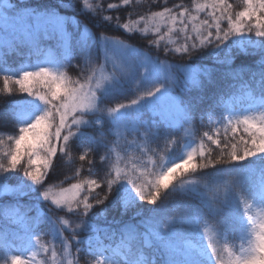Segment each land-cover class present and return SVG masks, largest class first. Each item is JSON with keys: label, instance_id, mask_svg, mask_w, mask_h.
Wrapping results in <instances>:
<instances>
[{"label": "snow or ice", "instance_id": "snow-or-ice-1", "mask_svg": "<svg viewBox=\"0 0 264 264\" xmlns=\"http://www.w3.org/2000/svg\"><path fill=\"white\" fill-rule=\"evenodd\" d=\"M127 8L134 9L135 0L106 7L57 0V7L44 9L0 0V23L13 29L15 54L30 58L43 41L55 39L82 61L72 65L69 56L54 67L3 75V91L21 97L6 109L12 120L0 119V130L15 133L0 147V193L10 197L0 215L24 229L23 237L4 233L5 264H33L37 255L43 256L39 264H78L80 253L94 264H264V0H191V6L149 8L123 24L103 15ZM80 15L115 20L129 38L151 35L148 46L159 50L163 42L165 56L210 48L215 63L240 83L248 107L237 113L233 101L218 97L201 109L214 68L181 65L186 80L178 93L171 64L121 39L84 35ZM173 34L184 42L170 47ZM237 56L258 57L250 70L258 96L243 82L244 69H232ZM66 66L80 68L77 78L61 70ZM192 90L201 95H185ZM129 93L135 98L109 106ZM216 113L220 118L213 120ZM198 114L200 127L212 130L197 139ZM185 125L194 130L181 134ZM5 143L0 137V146ZM74 147L82 148L74 177L89 175L56 189L49 183L56 161L75 160ZM42 202L51 207L41 208ZM117 208L139 219L107 229L94 223ZM192 236L202 242L192 244Z\"/></svg>", "mask_w": 264, "mask_h": 264}, {"label": "trees", "instance_id": "trees-1", "mask_svg": "<svg viewBox=\"0 0 264 264\" xmlns=\"http://www.w3.org/2000/svg\"><path fill=\"white\" fill-rule=\"evenodd\" d=\"M82 3V0H80ZM119 0H89V3L95 6L97 3H103L105 7L108 3H118ZM185 3L188 6H191V0H167V3L165 4V0H135V8H127V9H121L119 11H109L105 12L103 15L107 16H113V17H119L120 23L123 24L124 22H127L129 18L136 19L139 14H144L151 8L152 11H158L160 9V6H167L171 7L173 4L177 3ZM230 2H235V0H230ZM20 3L30 5L35 8L44 9V8H55L57 7V0H20ZM72 3H77V0H72ZM242 7V5H241ZM236 10H240L237 8ZM61 12H65L64 9H61ZM133 13L131 17H129V13ZM203 18V17H202ZM78 19L82 22V25L84 26L82 28V32L84 29H87L86 32H84V35H91V34H106L111 37L119 38L123 40L125 43L130 44L132 46L137 47L138 49H142L145 51L148 55L152 57L159 56L161 60L166 61V63H169L172 65V74L174 76H180L182 77V71L180 70V66L184 64H190L191 67H194L192 69H195L196 67L201 70L203 68H214L215 71L212 73V79L214 83L207 85L204 92V100L200 104L201 109H207L208 105L212 103L216 98H220L222 100L227 97L229 92L232 90L231 83L235 82L232 80L231 76L228 75L229 69L224 66L215 63V57L211 54V49L206 48L201 51L193 53L190 57L189 56H180L178 54H169L168 56L163 55L162 52V45L161 48L158 50L155 46H148V39H153L151 35L148 36V39H144L142 34H137L136 36L129 38L128 36L124 35L121 30H118L114 27L115 20L112 22H99L97 19L89 16V15H80ZM99 24V26H97ZM226 26V25H225ZM69 32L72 31V28L69 27ZM14 33L8 35L4 40L5 42L0 44V119L11 121L12 117L8 114L6 111L9 103L13 100H18L21 97V94L18 93V91H14L13 93L9 94L5 91H3V75L4 74H12L19 72L21 70H31L35 69L37 66L41 64L43 61H48L51 63V65L55 66L56 63H64L66 61V58L71 56V64L72 65H78L81 64V56L78 52H72L68 49L67 46L61 45L56 41L53 40H47L42 42V49L41 52L38 55H33L30 58L27 56L17 55L12 51V48L14 47L16 41L13 39ZM168 39V37H165V41ZM171 39L175 41L173 45H170V47L179 46L182 44L183 36L180 34H173L171 36ZM22 51H27V48H22ZM7 53V55H6ZM221 56H223V53H221ZM258 60V57L256 56H237L234 62L232 63V69H244V74L242 76V80H249L251 79L250 76V70L254 69L255 62ZM7 68L8 72L5 73L4 69ZM62 71H66L68 75H70L73 79L77 78V76L80 74V68L77 67H71L66 66L61 68ZM258 79V77H257ZM256 81L253 80V85L256 89L257 86H255ZM237 85H239V82H236ZM183 85V83H178L177 85V92H180V88ZM16 87V86H13ZM186 96H199L201 93L197 91H188ZM135 98V94L129 93L127 96H119L113 101L110 102L109 106H115L116 103L121 102H127V100ZM215 118H220L219 114H214ZM205 122L207 123V117L205 118ZM18 127V126H17ZM195 129H198L195 134L197 139L199 136L205 132L209 131L210 127H200V119L199 114L197 115V119L195 121ZM194 130L192 125H185L184 129L182 130L181 134H184L185 132H192ZM15 133L9 132V131H2L0 130V137L5 139V145L0 147H6L7 141L6 137L8 135H13ZM230 135V133H229ZM86 146V143L85 145ZM82 154V148L78 149L77 147H74L72 150V156L75 157V160L70 161L68 158H63L62 160L56 161V170L52 175V179L49 181L50 184H53L56 189L60 187H67L69 184L76 182L77 179H83L88 177V172L83 171L79 177H74L75 171L77 167H79V155ZM92 159H96L98 162V157L95 155L93 157H90ZM242 164L246 162H241ZM87 165H85V168ZM65 177H70L69 179H65ZM74 177V178H73ZM199 178V177H198ZM258 178V173L254 171V173L251 174V179L256 180ZM47 186V185H46ZM42 191V189H41ZM100 191V190H97ZM103 195V193H100ZM27 198H25L26 200ZM41 208H49L51 207L50 204L42 202L40 205ZM54 215L58 216H65L64 212H56L53 210ZM65 218H68L70 220H73L74 222L78 223V220H76L75 217L72 216H66ZM139 217L134 216L133 210H129L126 214L121 215L120 209H110L107 213V217H99L95 219L94 223L102 228L107 229L109 225L112 227H117L126 223H135ZM7 220L3 218L2 215H0V241L3 240L4 233L7 232L10 235V238L13 237H23L24 236V229L22 225L13 224L12 222L6 223ZM43 232L47 233V229H43ZM65 235H68V233H65ZM191 238V237H187ZM50 239V236L45 234L43 236V240L47 241ZM231 241V238H230ZM238 243V241H235ZM15 243L20 244L21 241L19 239L15 240ZM73 252H75V246L73 247ZM37 264L41 260H43V256L37 255ZM5 255L3 252H0V264H5ZM78 264H94V257L89 256L85 253L78 254Z\"/></svg>", "mask_w": 264, "mask_h": 264}, {"label": "rangeland", "instance_id": "rangeland-1", "mask_svg": "<svg viewBox=\"0 0 264 264\" xmlns=\"http://www.w3.org/2000/svg\"><path fill=\"white\" fill-rule=\"evenodd\" d=\"M14 33L13 32V29L11 27L10 24H2L0 23V44L4 43L5 42V38ZM119 39V38H118ZM127 44V43H126ZM134 47V46H133ZM140 49V48H139ZM144 54L148 55L145 51H143L142 49H140ZM150 56V55H148ZM39 66H44V67H54L53 65H51V63H49L48 61H43L41 62V64ZM194 67H191L190 70H199L197 67L195 69H192ZM29 70V69H27ZM35 69H31V71H35ZM176 77V76H175ZM177 80L179 81V83H183L185 82L186 80V74L183 72L182 73V77L180 76H177L176 77ZM243 82L245 83H248L251 88L253 89V94L254 95H257L259 94V89H256L254 87V85L252 84L253 83V79H249V80H243ZM256 84V83H255ZM232 85V90L229 92V94L227 95V97H225V101H233L234 103V107H235V110L237 111V113H240L243 109L247 108L248 107V104H249V100L247 98H241L243 96V93L241 91V88H240V84L237 85L236 82H233L231 83ZM255 86H257L258 88V85L256 84ZM235 97V99H233ZM213 120H218V118H215L214 115H212L211 117ZM212 128L210 127L209 131H211ZM28 138L31 139V135L28 134ZM40 161L37 160V165H39ZM258 173V165H257V170L255 171ZM254 173V172H252ZM251 173V174H252ZM59 189V188H58ZM10 202V197L6 196L4 193H0V208H3L5 204L9 203ZM8 222H11L10 220H7L6 223ZM207 239V237H205V240ZM188 240L192 243V244H196L198 245L199 243H201L202 241L200 240V238L198 236H192L191 238H188ZM58 243V241H57ZM13 254H20L19 252H14ZM37 259L38 258H34L33 259V264H37Z\"/></svg>", "mask_w": 264, "mask_h": 264}]
</instances>
